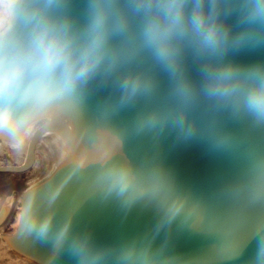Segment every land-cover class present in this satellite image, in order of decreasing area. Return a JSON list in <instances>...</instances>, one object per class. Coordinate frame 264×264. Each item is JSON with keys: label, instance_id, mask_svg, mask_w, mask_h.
<instances>
[{"label": "clouds", "instance_id": "1", "mask_svg": "<svg viewBox=\"0 0 264 264\" xmlns=\"http://www.w3.org/2000/svg\"><path fill=\"white\" fill-rule=\"evenodd\" d=\"M257 51L264 52V0H0V103L43 108L106 91L101 111L110 124L142 104L134 120L113 127L119 151L95 165L91 189L128 208L155 200L162 213L153 232L105 243L74 228L78 205L54 235L52 203L19 218L21 226L26 220L74 264H179L167 236L156 243L180 215L164 204L179 192L174 179L158 155L134 162L123 144L174 133L231 150L240 136L230 125L264 130V58L241 59ZM245 186L264 192V152L252 150L246 176L230 188ZM257 244L262 264L264 241Z\"/></svg>", "mask_w": 264, "mask_h": 264}, {"label": "water", "instance_id": "2", "mask_svg": "<svg viewBox=\"0 0 264 264\" xmlns=\"http://www.w3.org/2000/svg\"><path fill=\"white\" fill-rule=\"evenodd\" d=\"M258 58H264V52H246L241 55V59L246 61ZM103 104L104 102L100 103L94 110L92 134L84 147L76 144L63 121L53 119L33 133L24 163L0 166V172L21 173L28 170L33 163L37 138L55 124L64 129L77 153L82 155L89 153L98 141V122ZM16 105L17 103H0L1 134H7L6 130L13 126L14 121L16 122L17 119L14 117ZM141 108L142 104H139L128 111L123 119V126L134 120ZM230 126L240 136V143L231 150L213 149L202 139L180 141L176 139L174 133H166L159 140L146 136L125 141V155L130 160L138 162L145 156L158 155L159 161L174 179L179 192H168L164 204L170 208H178L180 215L170 230L165 229L159 234L157 243L163 242L167 236L170 249L183 257L179 264H235L233 259L236 256L231 253V248L237 238L243 237L244 250L256 249L257 242L264 241V192H259L252 186H245L239 190L230 188L246 176L251 165L252 150L264 152V130H252L244 123ZM92 180L74 184L70 188V193L59 203L62 204L60 210L62 219L70 206L78 205L74 217L76 230H92L95 239L105 243L148 233L144 219H148L151 225L159 223L162 213L157 201L141 200L128 208L115 195L106 197L102 193L93 192ZM8 198H11V202L7 207ZM12 199V196L5 197L0 207V230L10 213ZM139 207H147L145 218H139L133 213L134 209ZM20 237L19 234L18 239L13 240L14 243L26 247L39 259L53 264H74L67 254L62 258H54L33 251L28 245L20 244ZM249 264H257V260Z\"/></svg>", "mask_w": 264, "mask_h": 264}, {"label": "bare ground", "instance_id": "3", "mask_svg": "<svg viewBox=\"0 0 264 264\" xmlns=\"http://www.w3.org/2000/svg\"><path fill=\"white\" fill-rule=\"evenodd\" d=\"M106 95V91L93 90L80 103L54 104L43 108L17 104L14 108L16 122L14 121L13 126L6 130L7 134L0 133V154H8L10 158L16 159L18 165H21L25 161V153L33 133L41 125L53 119L63 121L74 137L76 144L79 147H84L92 134L94 110L105 101ZM137 105L139 104L121 110L113 118L112 124L101 112L98 122V141L92 150L85 155L79 154L73 149L64 129L55 124L43 131L37 138L33 163L28 170L21 173L0 172V185L27 175V183L34 182L32 190L28 192L26 197L24 213L18 219L27 217L36 211L47 212L49 204L52 203V206L57 209V215L51 225V232L54 235L62 223L60 216L62 204H59L61 199L70 193V188L74 184L93 179L97 171L95 165L99 161L118 153L120 145L118 139L113 135L112 129L123 126L126 113ZM122 151L124 154L126 153L125 143ZM35 153L41 155V161ZM40 182L45 184L36 188ZM10 202L11 198H8L7 207ZM146 209L147 207H139L134 209L133 213L139 218H145ZM19 222L22 224L20 219ZM143 222L148 226V233L153 232L158 225V223H154V226L151 225L148 219H144ZM237 239L231 248V253L236 256L233 262L235 264H249L256 261L258 248L244 250L243 237ZM19 242L28 245L33 251L47 256L51 255L54 258L65 256L64 254L58 255V246L54 241L40 240L34 233L27 232L23 237H20Z\"/></svg>", "mask_w": 264, "mask_h": 264}, {"label": "rangeland", "instance_id": "4", "mask_svg": "<svg viewBox=\"0 0 264 264\" xmlns=\"http://www.w3.org/2000/svg\"><path fill=\"white\" fill-rule=\"evenodd\" d=\"M35 154H37V157L41 161V155L39 153ZM3 165H18V162L16 159L10 158L8 154H0V166ZM27 176L0 185V197L12 196L13 198L10 213L0 230V233H2L0 237V264H53L37 258L32 252L26 249V247L20 246L13 241H16L20 234V222L18 217H20L23 212L25 196L32 190L34 184L33 181L27 183ZM43 184L44 182H40V184L37 185L40 187Z\"/></svg>", "mask_w": 264, "mask_h": 264}, {"label": "snow or ice", "instance_id": "5", "mask_svg": "<svg viewBox=\"0 0 264 264\" xmlns=\"http://www.w3.org/2000/svg\"><path fill=\"white\" fill-rule=\"evenodd\" d=\"M29 230L30 229L28 228L27 221L25 220L24 225L21 227V237H23L27 232H29Z\"/></svg>", "mask_w": 264, "mask_h": 264}, {"label": "crops", "instance_id": "6", "mask_svg": "<svg viewBox=\"0 0 264 264\" xmlns=\"http://www.w3.org/2000/svg\"><path fill=\"white\" fill-rule=\"evenodd\" d=\"M4 196L3 197H0V207H1V205L3 204V202H4Z\"/></svg>", "mask_w": 264, "mask_h": 264}]
</instances>
